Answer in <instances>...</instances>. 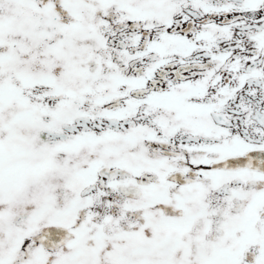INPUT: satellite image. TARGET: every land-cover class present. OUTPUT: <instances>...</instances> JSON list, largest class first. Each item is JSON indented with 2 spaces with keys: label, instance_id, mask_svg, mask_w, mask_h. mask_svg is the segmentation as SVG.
I'll return each instance as SVG.
<instances>
[{
  "label": "snow or ice",
  "instance_id": "1",
  "mask_svg": "<svg viewBox=\"0 0 264 264\" xmlns=\"http://www.w3.org/2000/svg\"><path fill=\"white\" fill-rule=\"evenodd\" d=\"M0 264H264V0H0Z\"/></svg>",
  "mask_w": 264,
  "mask_h": 264
}]
</instances>
